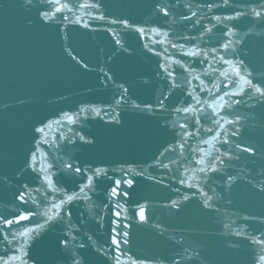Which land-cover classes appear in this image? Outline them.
<instances>
[{
  "label": "water",
  "instance_id": "obj_1",
  "mask_svg": "<svg viewBox=\"0 0 264 264\" xmlns=\"http://www.w3.org/2000/svg\"><path fill=\"white\" fill-rule=\"evenodd\" d=\"M66 2L71 10L42 22L39 0L33 6L24 0H0V106L8 105L0 107V215L12 218L26 210L43 213L52 202L78 191L91 173L76 174L64 167L66 163L82 170L103 168L112 179L101 176L94 181L86 192L89 200L66 204L65 212L70 210L71 216L61 213L63 218L30 237L27 247L21 248L17 241L8 244L0 233V257L22 256L26 251L34 258L27 264H65L56 240L71 233L76 243L87 246L90 264H116L117 256L121 264H254L264 247L249 239L264 238V192L260 191L264 186V98L250 90L248 95L226 96L223 103L231 107L221 111L218 97L238 91L229 83L236 79L232 67L221 56L233 64L243 60L253 82L264 81V21L250 14L227 21L234 31L225 36V23L214 17L260 10L264 0H229L233 7L224 6L223 0ZM156 3L171 6L168 17L157 12ZM191 12L197 15L182 19ZM101 14L104 20L95 18ZM122 19L132 27L111 23ZM140 28L142 33L137 31ZM228 41L232 43L226 50L221 45ZM213 48L216 53L211 52ZM134 104L141 109L150 105L151 111L135 110ZM189 105L196 111H176ZM113 115L119 124L111 122ZM221 116L239 120L231 125L221 120L220 127L213 120ZM184 123L187 128L181 129ZM42 124L49 125L45 133L35 132ZM233 131L237 135L232 136ZM76 133L94 143L84 144ZM249 147L254 150L242 151ZM33 152L36 171L25 164ZM212 166L217 170H208ZM46 175L65 192H52L43 179ZM229 176L234 182L228 181ZM115 179L134 181L131 187L120 185L119 191L127 196L109 197ZM24 185L39 207L31 203L20 207L16 197ZM207 196L212 197L211 208L203 207ZM141 208L146 221L139 219ZM113 209L120 212L119 217ZM117 219L118 231L128 232V243L120 245L123 255L111 245ZM40 222L42 217L37 215L31 223L22 221L5 229L8 239L12 232ZM185 250L191 259L184 258Z\"/></svg>",
  "mask_w": 264,
  "mask_h": 264
},
{
  "label": "snow or ice",
  "instance_id": "obj_2",
  "mask_svg": "<svg viewBox=\"0 0 264 264\" xmlns=\"http://www.w3.org/2000/svg\"><path fill=\"white\" fill-rule=\"evenodd\" d=\"M24 3L27 4L28 6H33L36 3V0H24ZM39 11H38V15L39 18H41L42 22L44 21H49L55 18L57 13H62L65 9L71 10L69 9V5L66 2L61 3V0H39ZM53 5H55V7H52ZM223 5L226 7H233L232 5L229 4V0H223ZM50 8L51 10H44L42 11V8ZM81 7H93V8H100L99 4H91V5H81ZM209 8H211L212 6L209 5ZM216 7H220V5H216ZM155 9L157 10L158 13H163L164 17H168L170 11H171V6H161L160 3H156L155 4ZM252 15L256 18H259L261 21H264V6H261L260 10H257L255 8H252L250 10H245V11H235L234 15H225L223 17L221 16H215L214 19L218 22V23H225L227 21H234V20H238L240 17L242 16H246V15ZM197 15L196 12H191V16L188 17H182V19L185 20H190L193 17H195ZM98 18L100 20H104L105 16L103 14L99 15ZM64 19H68V17H64ZM77 22H79V20H77ZM197 23H200V21H196ZM111 23L113 24H121L125 27H132L131 24H129V21L126 19H122V20H112ZM88 25L85 24V27H87ZM214 27V26H213ZM225 27L227 28V31L224 33L225 36L231 35L234 31L233 28H230L227 26V24L225 23ZM137 31L139 32H143L144 30L142 28L137 29ZM205 32H211L212 28H205L204 30ZM165 35H167V33H164ZM115 35V34H114ZM116 44H120V40L117 39ZM231 41H228L227 43H224L221 45L222 48L224 49H228L231 46ZM177 45L173 44L172 47H176ZM211 52L216 53L217 49L213 48L211 49ZM201 54L200 52H189L188 55L191 56H196ZM203 55H208L207 52L202 53ZM69 55H71V53H69ZM72 59H75V57H72ZM213 59H216L215 56H213ZM220 60L223 61V63L225 64H229L232 67V72L235 75L236 79L235 80H229L230 84L235 85L238 88V91L235 92H223L222 95H220L218 97V99L222 102L220 105V109L221 111L225 110V108H230L231 104H226L223 103L224 101V97H229V99H231V97L233 96H242V95H248L249 90L255 94L256 97L259 98H264V81H261L260 83H254L253 79H251L252 77V71H249L248 69H246L245 67H243L244 65V61L240 60L238 62V64H233L232 61L230 60H226L224 59L223 56L220 57ZM86 67V65H85ZM165 71H167V69H165ZM169 75H172L171 73H169ZM223 75H227L226 73ZM108 79H111V77H108ZM174 87H176V85H173ZM119 87H121L123 89V91L125 93H127L128 89L124 88L123 85H120ZM203 91V89H202ZM217 91H220L219 88H217ZM189 95H191L189 93ZM254 97L252 95H249V99H253ZM195 99V98H193ZM21 103H23V101H20ZM117 103H120V101L118 100ZM196 104H200L201 102L199 100L195 101ZM233 104H238L239 101L238 100H232ZM161 106L162 103H161ZM0 107L6 108L8 107V105H2ZM133 109L135 110H149L151 111V106L150 105H145L143 109H141L139 104H134ZM85 109L81 108L80 112H84ZM177 112H183V113H189V112H195L196 109L193 108L191 105H189L188 107H184L183 109L177 108L176 109ZM97 114H99V110H97ZM214 114L218 115V113ZM107 115V114H106ZM64 117L70 122V123H75V120L73 118V116L65 113ZM223 120V122L225 124H235L236 122H238L239 117L237 116L235 118V120H231V119H224L223 116H221L219 118V120H213L214 124H218L220 125V127H223L222 124H220V121ZM111 122H114L116 124H119L120 121L117 118V115H113L111 117ZM196 123L199 124V119L196 120ZM49 127V125L46 124H42L41 127L35 128V132L37 133H41L44 134L46 129ZM181 129H186L187 128V124H181L180 125ZM71 131V129H70ZM208 131H211V129H208ZM186 135H190V133H185ZM76 136H78L79 140L82 141L84 144L86 145H92L94 143L93 140L91 139H86L84 135L76 133ZM232 136L237 135L236 131H233L231 133ZM43 139V136H42ZM45 143H47V141H44ZM39 143V141L37 142ZM224 143L227 144L228 141L227 139L224 140ZM181 148L183 147V145H180ZM237 148H239V145H236ZM254 150L253 147H249V148H245L242 149V151L245 152H252ZM169 151V149H165V152ZM161 155H163V153H161ZM225 156H227V153H224ZM217 160L220 161V163H224V161L221 159L220 156L216 157ZM229 159H231V157H229ZM36 160H37V155L35 152H33L31 154V160L29 161L28 158L25 159V164L28 165L29 167L32 168L33 171H36ZM52 165H49V168H51ZM64 167L73 171L76 174H80L82 172H90L91 174L88 175L86 177V183H84L82 186L78 187V191H74L72 192L71 195H66L64 199H61L58 203L56 202H52L51 206L47 208L46 211H44L43 213H38V212H34L31 210H26V211H21L19 212L18 215H13L12 218H5L4 216L0 215V233H2L4 235V239L6 240V242L8 244H12L13 241H17V242H21V248L27 247L28 246V241L29 238H35L37 235H39L40 231H42L43 229H45L46 226L54 223L56 220L58 219H62L63 217L61 216V213H64L66 216H71V212L70 210L65 212V205L66 204H70L73 201H77V200H89L90 197L86 194L87 191H91L92 187H93V183L94 181L98 180L101 176H104L107 179H112L111 177H108L107 175V171L103 168H95V169H81L80 167L74 166L71 163H66L64 164ZM161 167L167 168L168 165L167 164H161ZM210 171H216L217 169L215 168V166H212L210 169H208ZM40 171H43V169H41ZM121 171H123V169H121ZM201 171H204V169H201ZM128 175L127 172H124V176L126 177ZM44 181H46L47 186L49 189H51L52 192H65V189L62 188H56L54 187V181L53 179H51L49 176H44L43 177ZM228 181L229 182H234V177L229 176L228 177ZM123 182V184L127 185L128 187H131L134 183V181L132 179H125L123 181H121L120 179H115L113 180V186L111 188L109 197H116L119 195H124L127 196L128 193L124 192L121 193L119 191L120 189V185ZM181 183H184L183 180H181ZM24 191L20 192L19 195L16 197V200L19 202L20 207H23L25 205H28L29 203L37 205V207H39V205L37 204V201L32 199L29 195V190H28V186L24 185ZM39 191V190H37ZM261 192H264V186H261L260 188ZM202 195H206L205 193H203L202 191ZM189 197L184 196L183 199L187 200ZM212 200L211 196H207L206 199L203 200V207L205 208H211L212 205L209 203V201ZM172 206L173 207H178L177 202L176 201H172ZM119 205H116V208H118ZM55 210V211H53ZM52 213L51 215L49 213ZM113 214L116 217L120 216V212L116 211L115 209H113ZM40 215L42 217V222L40 223H35L34 226L31 227H24L22 231L19 232H12L11 233V239H8V235L9 233L5 231V229H11L13 225H19L22 221H29L30 223L32 222V218ZM139 219L141 221H146V215H145V209L141 208L139 211ZM116 227H114L112 229V236H111V245L114 246L115 251L117 253H119V255H123V253L120 251V245L121 243L123 244H127L128 240L126 239V237L128 236V232L124 231V232H120L118 231V228L120 227V221L119 219H117L115 221ZM227 227V226H226ZM235 235L240 236L241 232H236ZM88 240H91L92 237L89 236L87 237ZM249 239L252 241V243L257 244V245H262L264 246V238H255V237H249ZM56 248L57 249H62V256L64 258V262L65 264H90V260H89V255H88V250H87V246L84 243H76V235H73L71 233L66 234L65 237L63 238V240L57 238L56 240ZM17 252L20 251V248H18L16 250ZM261 253L254 261V264H264V247L261 248ZM195 255H199V253H195ZM185 259H191V256H189L187 254V250H185ZM28 259H34L29 257L28 252H23L22 256L20 255H12L9 256L7 259H4L2 257H0V264H16V261H19V264H27ZM116 264H121V261L119 259V256L116 257ZM132 264H136L135 261H132Z\"/></svg>",
  "mask_w": 264,
  "mask_h": 264
}]
</instances>
